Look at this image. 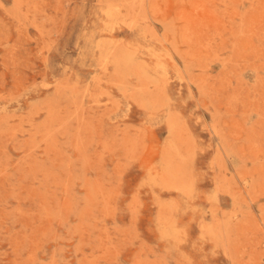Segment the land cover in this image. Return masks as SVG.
<instances>
[{
	"label": "rangeland",
	"instance_id": "374dc122",
	"mask_svg": "<svg viewBox=\"0 0 264 264\" xmlns=\"http://www.w3.org/2000/svg\"><path fill=\"white\" fill-rule=\"evenodd\" d=\"M0 264H264V0H0Z\"/></svg>",
	"mask_w": 264,
	"mask_h": 264
}]
</instances>
